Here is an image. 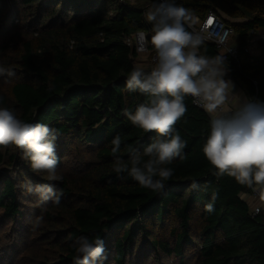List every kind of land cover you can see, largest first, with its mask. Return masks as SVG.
Masks as SVG:
<instances>
[{"label":"trees","instance_id":"16d2710c","mask_svg":"<svg viewBox=\"0 0 264 264\" xmlns=\"http://www.w3.org/2000/svg\"><path fill=\"white\" fill-rule=\"evenodd\" d=\"M145 1L149 7L159 3ZM174 2L187 10V31L191 16L204 19L210 12L233 29L239 56L226 60L227 69L250 99L264 103V46L255 55L244 52L248 38L264 30V0ZM147 11L119 0H0V67L14 73L0 75L14 79L9 96L0 84V106L14 109L25 122L56 131L61 177L48 180L47 173L31 170L20 149L0 146V170L19 166L15 178L0 173L2 214L13 222L24 219L25 201L39 202L27 185L51 184L62 193L60 203L49 201L40 215L48 227L44 240L56 249L53 257L59 264H75L79 237L103 240L105 258L98 264H130L150 256L174 257L185 264L190 249L196 264H264V215H253L241 198L257 184L215 174L203 153L211 117L190 96L184 101L185 115L175 125L186 142L183 158L167 165L174 172L162 190L142 187L128 173L114 171L117 156L130 166L129 149L142 152L157 138L156 132L135 127L124 114L151 99L127 88L130 73L140 68L139 55L126 39L142 32L151 43L153 24ZM197 50L208 59L221 56L213 43L201 41ZM116 136L121 145L114 155ZM74 144L91 154L82 174L71 178L62 167ZM208 204L212 212L205 210ZM169 221L171 241L155 234Z\"/></svg>","mask_w":264,"mask_h":264},{"label":"clouds","instance_id":"9594fccd","mask_svg":"<svg viewBox=\"0 0 264 264\" xmlns=\"http://www.w3.org/2000/svg\"><path fill=\"white\" fill-rule=\"evenodd\" d=\"M187 10L174 0L154 3L146 13L153 24L151 45L156 52L155 67L150 72L134 69L127 80L130 92L151 97L135 112L125 110L131 123L144 132L154 131L157 138L140 152L130 148L129 162L116 157L114 171L128 173L142 187L162 190L174 170L167 165L183 158L186 142L176 133L175 125L185 115V98L191 96L211 116L210 134L203 153L216 169V175H229L242 184L253 183L264 189V103L246 100L230 107L234 85L224 77L228 71L223 56L208 59L197 54L200 37L185 28ZM14 75L0 67V75ZM57 133L45 124L28 123L14 109L0 106V146L13 145L30 162L35 173L45 172L50 181L59 180L55 140ZM115 155L121 138L112 140ZM144 157H147L145 160ZM198 185L194 181L192 187ZM28 193L43 204H59L62 193L51 184L27 185ZM208 212L213 205L205 206ZM39 223V220L36 222ZM75 264H98L105 258L103 240L79 237L74 244Z\"/></svg>","mask_w":264,"mask_h":264},{"label":"rangeland","instance_id":"374dc122","mask_svg":"<svg viewBox=\"0 0 264 264\" xmlns=\"http://www.w3.org/2000/svg\"><path fill=\"white\" fill-rule=\"evenodd\" d=\"M119 1L145 9L150 8L145 0ZM15 23H17V21H15ZM13 32L14 30H11L7 35L4 34L1 37V41H4V39ZM253 36L258 38L259 31L254 33ZM250 40L253 41L254 39L250 38ZM9 42L12 43V41ZM235 43H238V41L236 36H233L229 45L235 46ZM256 45L259 44L256 43ZM256 50L257 47H254L252 53H255ZM13 80L14 79L11 77L7 78L0 76L1 87L7 96H9V88ZM78 147L77 144L72 146V156H69V158L64 160L62 167V173H66V175H69L71 178H76L82 174L81 171H83L91 154L89 150L78 149ZM3 167L4 168L0 170L1 174L15 178V172H18L17 170L19 169V166L14 165L9 167L4 165ZM25 203L24 211L26 217L18 222L5 219L2 210L0 209V264H39L44 261H48L49 264H59L53 257L54 251L52 250L56 249L44 240V236L48 235V227L43 223V215H40L44 210H48L50 203L47 202L45 205L36 200L33 202L25 201ZM37 220H39L38 224L36 223ZM172 226L173 222L169 221L166 223V229L161 228V230L158 228L155 230V234L159 235L162 239L171 241L170 229ZM193 253L194 249H190L186 252L185 264H196V260L193 258ZM110 264L114 263L111 262ZM130 264H180V261L174 257L168 259L164 256V258L160 260L150 256L149 258L144 259V261L137 259Z\"/></svg>","mask_w":264,"mask_h":264},{"label":"built area","instance_id":"2783aa9c","mask_svg":"<svg viewBox=\"0 0 264 264\" xmlns=\"http://www.w3.org/2000/svg\"><path fill=\"white\" fill-rule=\"evenodd\" d=\"M158 1L161 2V0ZM209 21H211V23H209ZM187 28L191 33L198 35L202 42L215 44L220 51V55H224L225 61L228 59H238V48L229 45L234 35L233 29L227 26L224 21L213 12H210L204 19H200L196 16L190 17L187 22ZM255 42L264 44V30L259 33V37L255 39ZM126 43L128 45H133L138 54L149 52L152 46L151 43L148 42L145 33L142 32L127 38ZM251 50L252 47L250 46L244 48V51L247 53H250ZM152 62L155 64L156 54L153 56ZM190 98L194 106L205 111L191 96ZM243 199L247 202L253 215H264V189L259 185L251 186V191L248 194H244Z\"/></svg>","mask_w":264,"mask_h":264},{"label":"crops","instance_id":"0c3cea01","mask_svg":"<svg viewBox=\"0 0 264 264\" xmlns=\"http://www.w3.org/2000/svg\"><path fill=\"white\" fill-rule=\"evenodd\" d=\"M214 14H215V13H214ZM191 17H192V16H191ZM196 17H197V16H196ZM261 31H263V30H261ZM261 31H259V33H260ZM253 35H254V33L252 34V36H250V37L248 38V41H247L246 46H250V47H252V50H253L254 47H257V50H256L255 53H252V50L250 51V54L255 55L256 53H257V54L259 53L260 48L263 47L264 44H262V43H258V42H255L256 37L253 36ZM233 36H234V35H233ZM250 38H251V39H254V40L252 41V40H250ZM256 43H258L259 45H256ZM235 44H236V45H235L234 47L238 48V43H235ZM246 46H245V47H246ZM245 47H244V48H245ZM154 51H155L154 49H151V48H150L149 52H147V53H143V54H138V55H139V58H138L137 63H136L137 67L140 68V69H142V70H149V71H151L152 68L155 67V64L152 62V59H153V56L156 54V52H155V54L152 56V58H150V55H151L152 52H154ZM196 51H197V53H198V50H196ZM244 52H245V51H244ZM224 79H225V80H230V81L232 82V84L234 85V87H233V89H232V93H233V95L236 96V97H233V98H232L231 96L229 97V99L231 100V102H230V104H229L230 107H234L236 103H237V105L243 104L246 100H250V101L255 102V100L250 99V97H249L247 91L243 88V86L240 84V82H239L237 79H235V78L232 77V74L230 73L229 70L227 71V73H226ZM207 114H208V113H207ZM208 115H209V114H208ZM209 116H210V115H209ZM210 117H211V116H210ZM246 194H248V193H246ZM243 195H244V194H242V196H241L242 199H243ZM243 200H244V199H243ZM245 202H246V201H245ZM246 203H247V202H246Z\"/></svg>","mask_w":264,"mask_h":264},{"label":"snow or ice","instance_id":"6c2138e0","mask_svg":"<svg viewBox=\"0 0 264 264\" xmlns=\"http://www.w3.org/2000/svg\"><path fill=\"white\" fill-rule=\"evenodd\" d=\"M209 23H211V21H209Z\"/></svg>","mask_w":264,"mask_h":264}]
</instances>
